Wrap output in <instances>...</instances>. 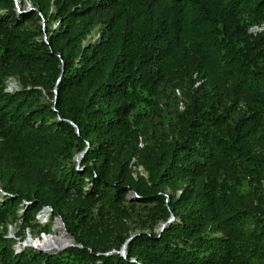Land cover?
Wrapping results in <instances>:
<instances>
[{
  "label": "trees",
  "instance_id": "16d2710c",
  "mask_svg": "<svg viewBox=\"0 0 264 264\" xmlns=\"http://www.w3.org/2000/svg\"><path fill=\"white\" fill-rule=\"evenodd\" d=\"M28 1L0 0V264H264V0ZM56 216L78 245L15 251Z\"/></svg>",
  "mask_w": 264,
  "mask_h": 264
},
{
  "label": "rangeland",
  "instance_id": "374dc122",
  "mask_svg": "<svg viewBox=\"0 0 264 264\" xmlns=\"http://www.w3.org/2000/svg\"><path fill=\"white\" fill-rule=\"evenodd\" d=\"M14 1H15V10L18 14H22L23 12H25V10L28 8V5L30 4L28 0H14ZM252 30H255V28H253ZM93 35L97 36V33L94 32ZM15 85L18 87V84L13 79H9L7 81V88L6 89L8 91H12L16 88ZM175 93L177 95H180L176 92V90H175ZM44 212H47V213H45V216L42 215V214H44ZM50 216H51V210L46 208V210H43L39 214L36 215V219L38 220V222L40 224H44V223L50 221ZM56 222L57 221L55 220V218L51 221L52 226H54L53 229L58 225ZM8 230H9L8 236H10L16 240V243L14 246L16 248V250L21 249L24 246H32L33 247L34 245L41 248V243L45 238L53 237V236L57 235L56 231L51 229L50 235L47 234L49 236H47L44 233H41L38 237H35L33 234H31L29 232V230H27L26 235L24 237V240L21 241L16 236V231H17L16 224L9 225ZM48 253H56V252H48Z\"/></svg>",
  "mask_w": 264,
  "mask_h": 264
},
{
  "label": "water",
  "instance_id": "95a60500",
  "mask_svg": "<svg viewBox=\"0 0 264 264\" xmlns=\"http://www.w3.org/2000/svg\"><path fill=\"white\" fill-rule=\"evenodd\" d=\"M29 3H30V2H29ZM32 9H33V7H32V5H31V3H30V4L28 5V8H27L25 11H29V10H32ZM261 29H264V25H263L262 27H255V30H256V31L261 30ZM56 95H57V92L55 91V96H56ZM76 132H78V129H77V128H76ZM83 153H84V151L78 153V154L75 156V160H76L77 162H80V159H81ZM45 209H46V208H45ZM172 219H173V216H172L171 218H169V220H167L166 222H163V223L160 225V227L158 228V230L161 231V230L165 227L166 223L170 222ZM55 220L60 224L61 228L65 231L66 235H68V237L70 238V242L67 243L62 249L66 248V247H68V246L78 245V244L75 242L73 236H72L70 233L67 232V230H66V228H65V224H64L62 218H61L60 216H56V217H55ZM53 227H54V226H52V228H51L52 230H53ZM133 236H134V235L130 236V237L125 241V243L122 245L121 250L119 251V253H120L122 256H124V257L126 256V247H127V243H128V241H129ZM33 247L36 248L37 250H40V251H43V252H47L45 249L40 248V247H37V246H35V245H34ZM62 249H61V250H62ZM61 250H59V251H61ZM59 251H58V252H59Z\"/></svg>",
  "mask_w": 264,
  "mask_h": 264
},
{
  "label": "bare ground",
  "instance_id": "6f19581e",
  "mask_svg": "<svg viewBox=\"0 0 264 264\" xmlns=\"http://www.w3.org/2000/svg\"><path fill=\"white\" fill-rule=\"evenodd\" d=\"M45 213L47 212H44V214L42 215L45 216ZM56 223L58 225L53 230L56 231L57 235L53 237H47L41 243V248L45 249L48 252H58L67 243L70 242V238L68 237V235H66L65 231L61 228L60 224L58 222Z\"/></svg>",
  "mask_w": 264,
  "mask_h": 264
},
{
  "label": "built area",
  "instance_id": "2783aa9c",
  "mask_svg": "<svg viewBox=\"0 0 264 264\" xmlns=\"http://www.w3.org/2000/svg\"><path fill=\"white\" fill-rule=\"evenodd\" d=\"M16 86V85H15ZM18 87L16 86V88L15 89H17ZM176 92L177 93H179V90L178 89H176ZM139 145L141 146L142 145V143H141V141H140V143H139ZM138 169H140L141 170V168L139 167ZM18 250H20V249H17L16 250V248H15V251H18Z\"/></svg>",
  "mask_w": 264,
  "mask_h": 264
}]
</instances>
